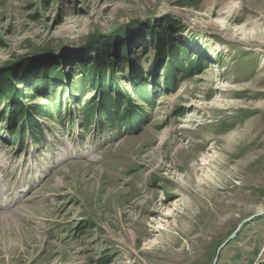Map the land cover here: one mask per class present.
<instances>
[{"label":"rangeland","instance_id":"obj_1","mask_svg":"<svg viewBox=\"0 0 264 264\" xmlns=\"http://www.w3.org/2000/svg\"><path fill=\"white\" fill-rule=\"evenodd\" d=\"M0 264H264V0H0Z\"/></svg>","mask_w":264,"mask_h":264},{"label":"trees","instance_id":"obj_2","mask_svg":"<svg viewBox=\"0 0 264 264\" xmlns=\"http://www.w3.org/2000/svg\"><path fill=\"white\" fill-rule=\"evenodd\" d=\"M79 76H81V75H79ZM87 77H84V78H81V80H86V82L87 83H92V76H90V75H86ZM103 80V78L102 77H100V78H95L94 77V81L93 82H101ZM96 84H98V83H96ZM94 88V87H93ZM96 89V88H95ZM99 89V88H98ZM17 90V89H16ZM106 90L107 89H103L102 91H100L101 93H102V96H101V103H103V104H110V110H113V112H108L109 110H106V109H108L107 108V106H106V108L105 107H103V108H101V109H104L105 110V112H102L103 114H105V116H103V117H105L106 119L107 118H110V117H112V118H116V119H120V121H122L123 123V126L124 127H128V126H130L133 122H135V120L136 119H138V120H140L141 119V116L142 115H140V111H138V109L140 108H134V107H130V108H127L126 109V111H128V115H127V113L125 112V111H121V109H119V104H118V106H116L115 104H113V100H109V101H107V99H108V97H106ZM109 93V92H108ZM110 94V93H109ZM103 98V99H102ZM123 101V100H122ZM13 104V106H14V111L15 112H17L18 113V117H20V119H21V123H22V128H21V130L22 129H24V131L27 129V130H33V128H30V121L31 120H33V122H34V124H35V126L37 125V121H35V119L30 115V117L31 118H28L27 120H30V121H28V122H25V121H23L22 119H23V117H21V114H26V115H28V113L26 112V108H25V106H22L21 104H19V103H15V102H13L12 103ZM121 105H123V103H121ZM91 106H93V107H95L94 105H91ZM33 107V106H32ZM31 108V107H30ZM36 108V112H39L38 111V108L37 107H35ZM98 108H100L99 106H98ZM15 112H13L12 114H10V117L11 118H13L14 116H15ZM137 120V121H138Z\"/></svg>","mask_w":264,"mask_h":264}]
</instances>
